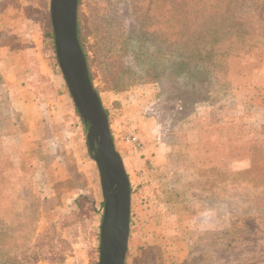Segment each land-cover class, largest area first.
Masks as SVG:
<instances>
[{"label": "rangeland", "instance_id": "obj_1", "mask_svg": "<svg viewBox=\"0 0 264 264\" xmlns=\"http://www.w3.org/2000/svg\"><path fill=\"white\" fill-rule=\"evenodd\" d=\"M194 1L201 8L211 0ZM165 4L79 0L78 5L92 83L131 183L133 236L126 264H136L146 250L148 264H264V36L226 40L232 48L227 75L206 86L209 99L182 103V92L176 99L159 81ZM104 13L117 20L109 51L99 37ZM142 16L148 21L146 38L129 39L127 24ZM258 29L264 31V24ZM52 32L51 0H0V262L18 264L36 253L37 264H99L100 171ZM134 49L142 61L137 65ZM195 116L205 124L220 119V136L226 121L246 133L248 166L223 165L198 175L189 150L202 125L193 123ZM253 116L260 120L245 121ZM165 144L175 148L162 167L145 147ZM195 186L213 192L205 201L212 207V225L199 226L192 214ZM169 191L176 203L167 199ZM173 210L182 214L163 221L162 213ZM63 247L64 260L52 262Z\"/></svg>", "mask_w": 264, "mask_h": 264}, {"label": "trees", "instance_id": "obj_2", "mask_svg": "<svg viewBox=\"0 0 264 264\" xmlns=\"http://www.w3.org/2000/svg\"><path fill=\"white\" fill-rule=\"evenodd\" d=\"M165 1L161 44L163 58L160 65L162 73L159 79L162 90H170L171 96L172 93H176V99L180 95L179 92H182L184 94L183 97H186V99H180L182 103H185L184 101L187 99L192 104L203 99H209L211 93L210 89L206 88V86L209 87L214 83V80L218 81L221 75L226 76L228 73V56H230L232 48L226 40L233 39L241 34L264 36V31L258 29L259 24H264V0H211L201 8L198 7L199 1L196 2L194 0L191 2L189 0H179L180 2L177 0ZM168 1L169 4H167ZM178 18L182 20L181 23L178 25L171 23L172 20ZM145 19L146 16H142L139 20L140 24L138 21H134L133 24H127L129 39L141 41L146 38L143 29L145 25L147 26L148 21H145ZM98 21L100 22L99 37L103 39L102 42L105 43L104 45H106L108 50L117 30L116 17L113 13H104ZM51 35L52 40H54L53 32ZM78 36L88 63V57L82 42L79 18ZM226 42L228 45H226ZM145 49L148 51L149 47L146 45ZM134 54L136 57L133 61L137 65L140 61L138 49H134ZM138 73L135 71L134 74L138 76ZM89 74L92 81L90 70ZM164 93L167 94L166 91ZM106 112L108 114L107 110ZM169 163L170 158L166 164H161V166L166 167ZM176 187L177 184L173 183L172 190L174 192L177 189ZM82 198L84 197H79V199ZM79 199L78 202L80 201ZM167 199L172 201V203L177 202L175 193H172L171 196V191H169ZM195 209L196 205L193 210L195 211ZM103 210L104 201L101 203L100 230ZM181 214L174 212V210L168 213L163 212L162 216H165L163 221H167V219L165 220L167 216L175 219ZM132 233L133 223L131 218L130 240L133 236ZM99 236H101V232H99ZM66 248L63 247L61 253L50 260L54 263H61L64 260ZM149 256L150 251H144L136 264H148ZM22 261L18 264H37L38 256L34 253L32 256H25ZM193 261H187L189 262L187 264H191ZM194 263L197 264L196 260ZM0 264H11V262H0ZM12 264H16V262L13 261Z\"/></svg>", "mask_w": 264, "mask_h": 264}, {"label": "water", "instance_id": "obj_3", "mask_svg": "<svg viewBox=\"0 0 264 264\" xmlns=\"http://www.w3.org/2000/svg\"><path fill=\"white\" fill-rule=\"evenodd\" d=\"M79 0H51L58 63L76 108L88 123V144L100 171L104 196L99 264H125L131 220V183L116 149L109 117L89 74L78 36Z\"/></svg>", "mask_w": 264, "mask_h": 264}, {"label": "crops", "instance_id": "obj_4", "mask_svg": "<svg viewBox=\"0 0 264 264\" xmlns=\"http://www.w3.org/2000/svg\"><path fill=\"white\" fill-rule=\"evenodd\" d=\"M192 119L193 123L197 122L198 125L202 122L198 116L192 117ZM256 119L260 120L257 116H253L252 118H245V121L253 122ZM219 122L221 120L216 119V117L210 123L205 124L202 122L201 128L197 127L198 129L193 135L195 144L189 150L193 153L192 156L195 159V168L198 171V175L201 169L231 165L234 170H242L249 164L250 158L248 156L246 158L245 154L247 149L250 148V144L247 145L245 143L246 133L240 135L238 128H232L230 122L226 121L223 125V127L226 126V130L224 135L220 136L221 129H218V127L221 124ZM174 148L165 144L159 147H145V152H147V156H150L161 165L169 161V153ZM212 193L211 189L207 190L204 187L194 188V193L191 192L196 204L194 217H198L196 222L199 226L201 224L204 226L212 225V207L205 202L211 199ZM206 216L210 217V219L206 220Z\"/></svg>", "mask_w": 264, "mask_h": 264}, {"label": "built area", "instance_id": "obj_5", "mask_svg": "<svg viewBox=\"0 0 264 264\" xmlns=\"http://www.w3.org/2000/svg\"><path fill=\"white\" fill-rule=\"evenodd\" d=\"M133 141H137V138L135 136L130 137Z\"/></svg>", "mask_w": 264, "mask_h": 264}]
</instances>
